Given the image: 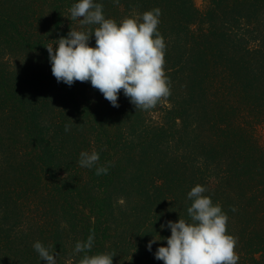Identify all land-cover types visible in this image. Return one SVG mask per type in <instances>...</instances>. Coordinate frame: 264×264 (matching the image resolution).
Returning a JSON list of instances; mask_svg holds the SVG:
<instances>
[{"label": "trees", "instance_id": "obj_1", "mask_svg": "<svg viewBox=\"0 0 264 264\" xmlns=\"http://www.w3.org/2000/svg\"><path fill=\"white\" fill-rule=\"evenodd\" d=\"M76 2L0 0V263L43 264L40 241L68 264L69 227L86 230L84 241L94 232L98 253L126 230L128 264H164L154 253L171 230L161 225L189 220L187 194L202 185L228 216L238 264H264V0H208L204 10L194 0H95L118 24L161 10L170 94L148 131L146 110L123 90L113 107L90 81L53 76L46 47L98 27L71 21ZM92 150L107 174L80 166Z\"/></svg>", "mask_w": 264, "mask_h": 264}, {"label": "clouds", "instance_id": "obj_2", "mask_svg": "<svg viewBox=\"0 0 264 264\" xmlns=\"http://www.w3.org/2000/svg\"><path fill=\"white\" fill-rule=\"evenodd\" d=\"M119 3V0H113ZM161 10L145 12L141 18H126L119 24L105 18L103 4L95 0H77L70 8L71 21L79 19L82 26L98 25L94 31L71 30L61 37L57 45L47 46L52 74L57 82L71 87L76 81L89 82L98 89L113 107H119L121 90L138 110H147L170 94L164 71L165 42L157 30ZM95 36V46L90 45ZM65 131H70L65 126ZM100 154L96 150L82 151L81 167H95L96 175L108 173V167L97 166ZM206 188L196 185L188 192L192 201L187 212L189 220L167 221L161 229H170L167 246H160L155 259L164 264H238L236 240L227 233L228 216L219 204H213ZM235 211V209H233ZM95 234L87 241H78L75 253L89 252ZM160 239L153 237L152 246ZM43 264H57L56 255L40 241L33 244ZM108 253L85 254L79 264H113Z\"/></svg>", "mask_w": 264, "mask_h": 264}, {"label": "rangeland", "instance_id": "obj_3", "mask_svg": "<svg viewBox=\"0 0 264 264\" xmlns=\"http://www.w3.org/2000/svg\"><path fill=\"white\" fill-rule=\"evenodd\" d=\"M196 6L201 9L204 10L208 4V0H194ZM156 107H152L150 109L146 110L145 113V119H144V125L142 124L141 128L142 129H146L147 131L149 129H154V125L155 123H153L154 120L157 119L156 117V112H155ZM143 110V109H141ZM151 118V119H150ZM258 136H259V140L261 141V143L264 145V128L263 127H258ZM115 195V193L113 194ZM128 199H126L127 202ZM125 202V204H127ZM123 199L121 198V200L118 202V206H123ZM126 207V205H125ZM125 207L119 208L121 210H124ZM118 208V207H117ZM125 215L122 214L120 215V217L117 219L118 222L120 223H125V221L127 220L125 217ZM123 220V221H122ZM78 230L76 233L74 231ZM70 230V228L68 227V231L65 232V238L67 239V243L66 246L67 248H65V250H67V257L65 260V263L67 262L68 264H79V259H77L78 257L80 258L81 255H83V252L80 253L79 256L75 255V245L77 243V239L79 238L80 241H84V236L83 234L85 233L86 230H81V232H79V229H73ZM75 235V237L73 236ZM127 239V231L126 230H120V232L116 235V240H117V246L115 248H110L108 247V244L106 246V251L101 252V253H108L111 254L113 257V264H123L125 261H127V264L129 263V256L127 255V253H129L128 248L125 246L124 242ZM109 241H113L112 239H110ZM111 247H113V243H111L110 245ZM98 245L94 246L91 249V251H89V255H92L93 253H98ZM0 255H3V251L0 247ZM2 257V256H1ZM74 259V260H73ZM1 264V263H0Z\"/></svg>", "mask_w": 264, "mask_h": 264}]
</instances>
